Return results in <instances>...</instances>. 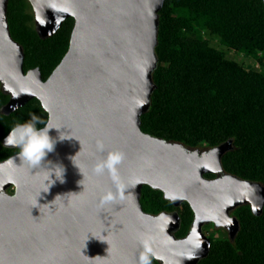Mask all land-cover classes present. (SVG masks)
I'll list each match as a JSON object with an SVG mask.
<instances>
[{
	"label": "water",
	"instance_id": "1",
	"mask_svg": "<svg viewBox=\"0 0 264 264\" xmlns=\"http://www.w3.org/2000/svg\"><path fill=\"white\" fill-rule=\"evenodd\" d=\"M9 1L0 0V84L10 95L1 113L38 98L49 121L62 127L50 135L69 138L58 140L44 161L64 168V182L47 192L43 167L31 169L19 158L10 163L16 154L0 162V264H146L147 255L160 264H198L211 249L206 224L227 229L235 241L240 221L233 211L249 204L262 214L264 185L224 169L232 140L190 148L142 130L156 89L166 0H29L43 39L75 19L69 50L47 80L39 67L24 68ZM114 150L124 153L118 169L96 175L95 166ZM144 185L177 207L190 203L194 220L185 237L176 235L179 212L144 211ZM109 193L114 199L106 201Z\"/></svg>",
	"mask_w": 264,
	"mask_h": 264
},
{
	"label": "trees",
	"instance_id": "2",
	"mask_svg": "<svg viewBox=\"0 0 264 264\" xmlns=\"http://www.w3.org/2000/svg\"><path fill=\"white\" fill-rule=\"evenodd\" d=\"M29 8V0H10L9 26L24 47L25 70L39 67L47 80L69 50L75 19L68 18L53 36L43 39ZM205 28L223 44L256 59L262 69L239 63L201 39ZM156 52V89L149 111L142 115L143 132L190 148H212L232 140L233 149L222 158L225 171L264 185V0H166ZM9 100L0 84V162L18 151L3 147L15 124L27 121L30 113L49 121L38 98L19 111L2 114ZM141 204L154 215L179 212L176 235L188 234L194 211L187 201L177 207L161 190L144 185ZM232 214L240 221L235 241L215 236L218 229L208 234L210 253L198 264H264V207L260 215L249 204ZM146 264L160 263L147 255Z\"/></svg>",
	"mask_w": 264,
	"mask_h": 264
},
{
	"label": "clouds",
	"instance_id": "3",
	"mask_svg": "<svg viewBox=\"0 0 264 264\" xmlns=\"http://www.w3.org/2000/svg\"><path fill=\"white\" fill-rule=\"evenodd\" d=\"M13 111H19V105L14 106ZM29 115L30 118L27 121L17 123L11 128L10 134L6 137L3 147L18 149L16 156L10 158V163L15 162L16 159L19 158L22 164H27L31 169L44 168L47 174L46 181L48 183L47 188L43 191L47 192L50 187L55 184L56 180H59L61 183L64 182V168L58 164L53 166L51 161L45 164L44 161L48 154L55 150L58 140L62 141L69 137L67 133L60 132L58 138H53L50 132L53 129L59 131L62 127L55 126L51 121H45L42 116L36 113H30ZM97 150L99 152L105 150V146L102 142L97 143ZM75 157L72 158L74 163ZM123 160L124 153L119 150H114L108 154L106 159L100 161L93 171L96 175L103 174L105 170L114 173ZM79 169L81 170L80 167ZM53 175L56 178L55 180L52 179ZM122 198L121 196V199ZM113 199L114 196L111 193L105 197L106 201H111Z\"/></svg>",
	"mask_w": 264,
	"mask_h": 264
},
{
	"label": "rangeland",
	"instance_id": "4",
	"mask_svg": "<svg viewBox=\"0 0 264 264\" xmlns=\"http://www.w3.org/2000/svg\"><path fill=\"white\" fill-rule=\"evenodd\" d=\"M30 4H31V2H30ZM29 12H31L35 17V10H34L32 4H31V9L29 8ZM34 24L36 27V19H35ZM201 39L206 40L214 48H217V49L224 51L229 58L234 59L235 61H237L239 63H245L246 65L252 64L255 69H262L261 68L262 65L256 59L250 58L247 56L246 53L238 51L234 48H230L227 45L223 44L221 42V40L219 39V37L216 34H214L213 32H211L208 28L202 29ZM259 54H261V52ZM202 149H206V148L202 147ZM10 192H11V190H10ZM217 229L219 230V232L216 233L215 236H217V237L229 236L228 230L225 228H216L215 226H213V227L208 226V224H206L204 226V231L207 235L210 233H213V232H217L218 231Z\"/></svg>",
	"mask_w": 264,
	"mask_h": 264
},
{
	"label": "snow or ice",
	"instance_id": "5",
	"mask_svg": "<svg viewBox=\"0 0 264 264\" xmlns=\"http://www.w3.org/2000/svg\"><path fill=\"white\" fill-rule=\"evenodd\" d=\"M228 223L230 224V223H231V221H228Z\"/></svg>",
	"mask_w": 264,
	"mask_h": 264
},
{
	"label": "bare ground",
	"instance_id": "6",
	"mask_svg": "<svg viewBox=\"0 0 264 264\" xmlns=\"http://www.w3.org/2000/svg\"><path fill=\"white\" fill-rule=\"evenodd\" d=\"M194 253V252H193Z\"/></svg>",
	"mask_w": 264,
	"mask_h": 264
},
{
	"label": "flooded vegetation",
	"instance_id": "7",
	"mask_svg": "<svg viewBox=\"0 0 264 264\" xmlns=\"http://www.w3.org/2000/svg\"><path fill=\"white\" fill-rule=\"evenodd\" d=\"M13 192V191H12Z\"/></svg>",
	"mask_w": 264,
	"mask_h": 264
}]
</instances>
